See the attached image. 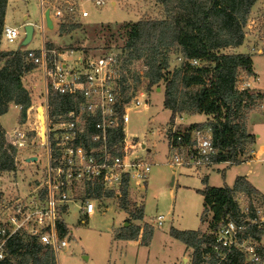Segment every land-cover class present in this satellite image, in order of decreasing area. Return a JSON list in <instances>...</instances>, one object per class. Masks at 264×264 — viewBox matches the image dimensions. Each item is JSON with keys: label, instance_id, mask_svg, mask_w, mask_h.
Returning <instances> with one entry per match:
<instances>
[{"label": "built area", "instance_id": "built-area-1", "mask_svg": "<svg viewBox=\"0 0 264 264\" xmlns=\"http://www.w3.org/2000/svg\"><path fill=\"white\" fill-rule=\"evenodd\" d=\"M94 2L105 4V0ZM38 4L41 14L49 10L53 19L62 22L75 12L81 18L88 14L85 9L78 10L74 0H38ZM19 35L17 26L3 25L1 39L13 42ZM24 51L25 61L41 70L45 85L44 103L39 105L43 120L35 106L39 126L33 130L46 150V179L33 196L16 193L9 197L0 193V259L5 257L7 240L18 234L35 237L57 253L68 245L70 236L69 231L63 235L58 231L60 221L66 225L58 213L60 207L67 211L70 202L76 200L83 216H88L96 209L95 201L100 196L108 191L121 195L124 182L128 185L132 177L143 184L151 169V163L135 153L136 147L144 145L136 137H129L126 130L130 112L149 106V90L135 87L136 79L148 82V78L139 76L134 67L136 61H131L125 49L99 54L77 50L74 56L72 49L48 46L42 35L38 49ZM254 52L263 54L264 44L255 47ZM128 61L131 62L126 64ZM192 63L197 64V60ZM237 88L248 89L250 84L239 82ZM48 92L66 100L54 112ZM119 129L122 136L114 140L113 134ZM168 132L165 136L170 164L199 168L214 163L216 149L209 127L188 131L173 125ZM16 133L17 130L10 135L12 144L23 146L27 136ZM97 184L100 196L94 192ZM81 188L85 194L78 198ZM243 197L250 206L240 205L237 219L226 218L216 227L211 250L203 255L202 264H226L231 251L240 253L248 263L264 262V196Z\"/></svg>", "mask_w": 264, "mask_h": 264}, {"label": "rangeland", "instance_id": "rangeland-1", "mask_svg": "<svg viewBox=\"0 0 264 264\" xmlns=\"http://www.w3.org/2000/svg\"><path fill=\"white\" fill-rule=\"evenodd\" d=\"M74 1L77 4V9H85L89 16L84 20L75 12L70 17L67 16L64 22L60 19H54V27L49 25L50 27H47L48 30L45 31L46 44L59 50H88L95 54L103 53L109 49H124L126 40L124 24L127 20H135L136 18L162 19L166 16L159 0H117L115 4H112V0H105V4L100 6L96 5L94 0ZM9 10L6 18L7 22L16 26L20 25L21 35L12 44L5 42L0 37L1 46L6 49L38 47L42 35L40 30L34 29L32 40L24 43L22 25L25 21L22 19L23 14H27L28 20L32 22L38 21L40 14L38 0H15L14 3H10ZM136 13L139 15H136ZM262 13L260 8L254 10L253 16H249V13L244 26L246 33L250 32L249 37L254 39L257 46L264 44ZM45 19L44 15V22ZM64 23H76L78 26L61 31L60 26L65 25ZM247 23L250 27H246ZM145 52L150 55L149 50ZM76 55L77 51H74V56ZM254 57L260 82L264 84V53H255ZM132 60L136 61L134 67L139 76H146L148 68H145L143 59L136 58ZM184 61L185 58L180 52V48L177 45H172L167 49L161 47L157 51L155 65L159 62H165L167 68L163 69V74L164 77L169 78L172 71L180 67ZM244 80H247V75L244 72H239L236 82L237 87L239 82ZM248 80L250 85H253V79L249 77ZM22 81L31 98V104L26 111L25 118L23 122L20 121V106L19 108H11L5 116L7 120L4 118L8 128L17 120L19 125L16 126V135L24 133L27 136L23 146L18 147L16 145L15 169L0 172V193L9 197H14L16 193L33 196L36 191L41 189L40 187H43L46 179L48 161L46 150L44 145L40 144L36 132L33 130V128L39 126L34 107L42 105L45 99L43 74L39 68L33 67L23 75ZM147 83L145 79L140 81L138 78L135 87H146L149 90V108L131 111L130 121L127 125V135H136L139 141H145L150 147V151L146 150L144 152L141 150L140 153L151 163L148 180L143 183L145 188L136 191L135 185L129 188L128 184L125 208L120 206L121 195L118 192L108 197L100 196L95 201L96 209L94 213L88 217L83 216V210L78 206L79 203L75 205L76 200L70 202L72 208L65 219L72 232L68 238V245L58 250L57 253L54 251L57 255L58 264H191L193 249L189 247V250L185 251L183 243L172 238L168 231L171 226L180 229H199L202 227L200 214L203 198L198 190L202 187L201 177L205 171L203 173L194 172L192 168L169 163L170 149L165 133L168 134L170 127L175 123L170 121V113L163 105L165 81L160 80L150 88L147 87ZM156 88L159 89L156 90ZM248 89L254 94H260L261 97L255 100L251 108H242L239 114L247 117L250 112L255 111L253 117L258 119L259 122H264V91L252 87ZM48 95H50V92L47 93V98ZM183 114L187 115L186 113ZM177 116L180 115L177 114ZM210 118H212V115H210ZM203 119L202 116H198L187 119L185 123ZM176 127L179 129L178 126ZM261 132L262 137L259 145L264 146V130L261 129ZM6 135L8 141L12 144V139L7 131ZM136 149L139 151V147H136ZM247 149H249V146L245 145V154L239 156L240 161L255 157L256 143L254 151L250 154H247ZM30 156H36L37 159L26 161V158ZM240 171L259 174L264 181V150L258 156V160L253 163H243L242 165L218 163L213 170H210L211 181L220 185L228 184V182L232 183L238 174L237 172ZM83 194L85 192L81 188L78 198ZM236 196L242 207L250 206V201L245 199L243 195L236 194ZM142 206L144 208V218L149 221H143V223L150 225L152 230L154 226L151 222L155 225L153 235L149 241L150 246L144 247L139 243L115 240L112 235L113 231L120 229L123 225L134 224L139 225V227L143 225L140 221L135 224V219L128 212L137 213L139 207ZM58 213L64 218L65 208L60 207ZM77 214H79V217ZM158 214L166 217L161 226L156 224ZM85 217L87 218L85 222H81V219ZM204 225L203 232L209 233L208 223L206 222ZM144 228L142 226V231H139L141 236ZM182 257L184 258L182 259ZM241 264L252 263L243 261Z\"/></svg>", "mask_w": 264, "mask_h": 264}, {"label": "trees", "instance_id": "trees-1", "mask_svg": "<svg viewBox=\"0 0 264 264\" xmlns=\"http://www.w3.org/2000/svg\"><path fill=\"white\" fill-rule=\"evenodd\" d=\"M8 0H0V37L4 25V14ZM257 0H159L166 14L165 18L139 19L124 24L125 45L130 59H143L147 66V87L165 81L163 105L171 111L170 121L175 116L195 113L212 115V118L202 123H192L186 130L209 127L212 144L216 149L214 163L228 162L239 164V156L245 154V145L249 146L247 154L254 151L255 134L248 132L245 116H241L242 108H251L260 94H254L249 89H238L239 72L247 76L254 75L252 58L249 54L222 52L228 47L242 44L246 24L251 7ZM263 31H264V11ZM63 31L73 29L76 23H64ZM177 45L185 58L184 63L172 71L170 77H164L165 62L155 65L157 51L164 47ZM48 46H51L48 44ZM149 50L150 55L145 51ZM145 52V53H144ZM24 50H4L0 48V116L7 112L10 104L20 106V121L23 122L31 98L24 86L22 77L34 66L25 61ZM192 60H197L193 64ZM52 112L56 106L66 102L65 97L48 95ZM240 118V119H238ZM185 129V128H184ZM122 136L121 130L113 134L117 140ZM16 146L8 141L5 129L0 124V172L13 171ZM127 183L121 190V207L125 208ZM203 198L200 221L208 223L209 233L200 229H177L173 226L169 234L193 249L191 264H202L203 255L208 253L212 232L226 218L237 219L240 204L236 194L248 197L263 196L246 179L238 175L232 187L211 186L206 184L198 190ZM94 192L100 196L99 185L94 186ZM108 191L104 196H111ZM144 208L139 207L137 213L128 211L134 219L143 218ZM136 212V211H135ZM60 235L68 232L63 222L57 224ZM141 236L142 244H148L152 236V228L145 224ZM139 226L123 225L115 230L117 239H136ZM205 246V247H204ZM5 257L0 264H57V258L52 249L38 242L35 237L18 234L7 240ZM243 256L237 251H231L226 264H241Z\"/></svg>", "mask_w": 264, "mask_h": 264}, {"label": "crops", "instance_id": "crops-1", "mask_svg": "<svg viewBox=\"0 0 264 264\" xmlns=\"http://www.w3.org/2000/svg\"><path fill=\"white\" fill-rule=\"evenodd\" d=\"M14 1L15 0H8L7 1V6H6V10H5V14H4V25H10V26H16V25H14V24H10V23H8L7 22V15H8V13H9V7H10V3H14ZM135 2V1H134ZM115 3H117V0H112V4H115ZM256 8H260V12L262 13L263 11H264V0H257L255 3H254V5L251 7V11H250V15L249 16H253V14H254V10L256 9ZM13 11H14V8H13ZM44 15H45V12H44V14H41V11H40V14H39V19H38V21L37 22H32V21H30V20H28V15L27 14H23V16H22V19L23 20H25L23 23H22V25H26V24H31L32 25V36H33V32H34V29H39L40 30V33L43 35V37L45 36V31H47L48 30V28L47 27H50L49 26V23L47 22V20L45 19V22H44ZM136 15H139V14H137L136 13ZM89 16V14H87V16H85V17H82V19H84V18H86V17H88ZM49 18H50V25H51V27H54V19L51 17V15H49ZM85 20V19H84ZM137 20H139V18H136L135 20L134 19H129V20H127V21H137ZM253 22V21H252ZM45 23V24H44ZM47 25V26H46ZM19 26L20 25H18L17 27L19 28ZM246 27H250V25L247 23V25H246ZM52 30V29H51ZM19 31H20V35H21V30L19 29ZM244 31H245V37H244V40H243V42H242V44H240V45H238V46H235V47H228V48H225V49H223L222 50V52H229V53H244V54H249L250 56H251V58H252V70H253V73H254V75L253 76H247V82H249V84H250V81L248 80L249 79V77H251L252 79H253V85H250V87H252V88H255V89H259L260 91H264V84H261V82H260V77H259V73H258V71H257V69H256V67H255V57H254V48L257 46V44H255V42H254V39H250L251 37H249L250 36V32L248 33H246V30L244 29ZM57 36H58V34L57 33H55ZM19 35V36H20ZM41 35V36H42ZM18 36V37H19ZM17 37V38H18ZM16 38V39H17ZM15 39V40H16ZM5 42H7L5 39H3ZM32 40V37H31V39H30V41ZM44 40H45V37H44ZM47 40V39H46ZM30 41H28V42H30ZM41 41V40H40ZM50 42H52V41H50ZM7 43H10V44H12V43H14V41L13 42H7ZM52 43H54V42H52ZM48 45V44H47ZM40 47V45L38 46V47H30V48H27V47H18V48H15V49H12V48H10V49H6V48H3L2 46H1V40H0V48L1 49H4V50H17V49H20V50H26V49H38ZM74 51H77V50H74ZM245 81V80H244ZM11 108H19V105H15V104H10V106H9V108H8V110H7V112H5L4 114H2L1 116H0V124L2 125V127L7 131V133L9 134V135H12L13 133H14V131L17 129V127L16 126H18L19 125V123L17 122V120H16V122L13 124V125H11L10 126V128H8L7 126H6V124H5V121H4V118H5V120H7V117H5V116H7V114H8V112L10 111V109ZM143 108V110H145V109H148L149 108V106L147 107V108H145V107H143V106H141V107H139L137 110H140V109H142ZM165 108V107H164ZM165 109H168V108H165ZM168 111H169V113L171 114V111L168 109ZM254 112L255 111H253V112H250L249 114H248V116L246 117V121H245V124H246V128H247V131L248 132H251V133H253V134H255V136H256V146H257V150H256V152H255V157L253 158V159H250V160H247V161H244V162H241V163H239V164H229L228 162H223V163H227V164H229V165H242L243 163H253V162H256L257 160H258V156L261 154V152L264 150V146L263 145H259V141H260V139H261V137H262V132H261V129L262 130H264V122H259V120L258 119H256L255 117H253V114H254ZM198 116H202L204 119L203 120H199V121H192V122H188V123H185V121L187 120V119H189V118H195V117H198ZM209 119H211L210 118V115H208V114H204V113H195V114H187V115H184V114H182V115H180V116H175V118H174V122L173 123H175V126H178L179 128H180V126H183V127H181V128H186V127H188L190 124H192V123H202V122H206V121H208ZM174 125V124H173ZM128 128H126V130H127ZM261 133V134H260ZM129 137H130V135H128ZM136 137V141L138 142V143H140L142 146L144 145V148L142 147V148H139V151L138 150H136V152L135 153H137V154H140L142 151L141 150H143L144 152L147 150V151H150V147L147 145V143L145 142V141H139L138 140V137L136 136V135H131V137ZM219 163H221V162H219ZM218 163H213V164H211V165H206V166H202V167H199V168H192V167H189V168H192V169H194V172H204L205 171V173H203V176L201 177V183H202V187L200 188V189H202L206 184H208V185H211V186H223L224 184H219V183H215V182H212L211 181V176H210V170L212 169H214V166H216ZM173 165V164H172ZM177 166V165H176ZM179 166V165H178ZM195 170H198V171H195ZM218 170H219V168H218ZM238 174L236 175V176H238V175H242V176H245L246 177V179L260 192V194L261 195H263L264 196V181H263V179L261 178V175H259V174H256V173H251L250 171H240V172H237ZM236 176H235V178H236ZM235 178L233 179V182L232 183H230V182H228V184H226V185H228L229 187H232L233 186V184H234V181H235ZM148 180V179H147ZM147 182V181H146ZM145 182V183H146ZM135 185V190L137 191V190H142V189H144L145 188V186H144V184H141L139 181H137L136 180V178H131L130 179V181H129V188H131L132 186H134ZM144 186V187H143ZM143 187V188H142ZM130 190V189H129ZM143 196H144V194H143ZM143 205H144V202H143ZM72 205L71 204H69V207H68V210L66 211V214L64 215V219L67 217V215L70 213V210H71V207ZM93 213H94V211H93ZM93 213H91L90 215H92ZM90 215H88V216H90ZM158 215H161V219L160 220H158L157 219V216ZM157 216H156V224L157 225H159V226H161L162 224H163V222H164V220L166 219V217L164 216V215H162V214H158ZM77 216L79 217V214H77ZM87 216V217H88ZM124 218V217H123ZM87 218L85 217L84 218V221L83 222H85V220H86ZM148 219H146V218H144V215H143V218H142V220L141 219H135V224H138L137 222H142L143 223V221H145V222H149V221H147ZM65 221H66V219H65ZM82 222V221H81ZM145 222L143 223V225H141V227H139L140 229H139V231H142V226H144L145 225ZM151 222V221H150ZM141 223V224H142ZM152 223V225L154 226V228H153V231H154V229H155V225H154V223L153 222H151ZM148 224H150V223H148ZM66 225H67V228H68V231L70 232V234H71V232H72V230H71V228H69V226H68V224H67V222H66ZM202 225V227H200L199 229L201 230V231H203L204 230V227H205V225L204 224H201ZM139 226V225H138ZM118 227H119V224H118ZM174 227V226H173ZM176 228V227H175ZM177 229H180V228H177ZM194 230H196V229H194ZM169 232V231H168ZM114 233H115V230L113 231V233H112V235H113V238L115 239V240H117V241H120V242H123V241H127V242H134V243H139L140 245H142V246H144V247H149L150 246V242L148 243V244H142V242H141V233H139L138 234V237L136 238V239H130V240H124V239H117L116 237H115V235H114ZM152 235H153V232H152ZM170 235V234H169ZM171 236V235H170ZM172 237V236H171ZM172 238H174V237H172ZM176 239V238H175ZM178 240V239H177ZM180 241V240H179ZM183 243V242H182ZM262 243H263V245H264V236H263V238H262ZM183 245H184V247H185V251H187V250H189V247H187L184 243H183ZM56 258H57V255H56ZM184 257H182V259H183ZM57 264H58V261H57ZM263 264H264V262H263Z\"/></svg>", "mask_w": 264, "mask_h": 264}, {"label": "water", "instance_id": "water-1", "mask_svg": "<svg viewBox=\"0 0 264 264\" xmlns=\"http://www.w3.org/2000/svg\"><path fill=\"white\" fill-rule=\"evenodd\" d=\"M49 15H50L49 10H46L45 17H46L47 22L50 25ZM32 29L33 28H32L31 24L28 23V24L24 25V43H27L28 41H30V39L32 37ZM38 111L40 113V117H41V121H42L43 120V118H42L43 117V112H42V107L41 106L38 107ZM36 159H37L36 156H30V157L26 158V161H35Z\"/></svg>", "mask_w": 264, "mask_h": 264}]
</instances>
